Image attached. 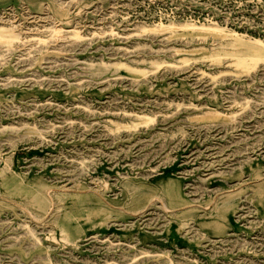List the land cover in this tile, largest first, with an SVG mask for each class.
I'll return each instance as SVG.
<instances>
[{"label": "rangeland", "instance_id": "rangeland-1", "mask_svg": "<svg viewBox=\"0 0 264 264\" xmlns=\"http://www.w3.org/2000/svg\"><path fill=\"white\" fill-rule=\"evenodd\" d=\"M257 39L264 0H0V264H264Z\"/></svg>", "mask_w": 264, "mask_h": 264}, {"label": "bare ground", "instance_id": "bare-ground-1", "mask_svg": "<svg viewBox=\"0 0 264 264\" xmlns=\"http://www.w3.org/2000/svg\"><path fill=\"white\" fill-rule=\"evenodd\" d=\"M200 28V27H199ZM203 28V27H202ZM204 30V29H203ZM255 43H257L258 45H261V46H264V43H263V41H261V40H255Z\"/></svg>", "mask_w": 264, "mask_h": 264}]
</instances>
